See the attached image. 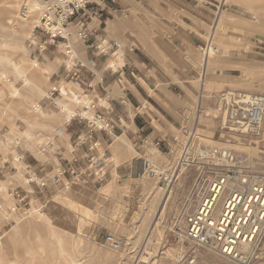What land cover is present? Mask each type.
<instances>
[{"label": "crops", "instance_id": "obj_1", "mask_svg": "<svg viewBox=\"0 0 264 264\" xmlns=\"http://www.w3.org/2000/svg\"><path fill=\"white\" fill-rule=\"evenodd\" d=\"M92 1L94 10L70 19L66 41L69 54L65 41L49 45L47 37L37 33L32 37L29 56L44 67L49 74L47 82L55 89L72 83L93 102L99 101V110L110 129L90 131L68 114L64 121L54 117L48 128L19 138L18 153L24 165L48 183L39 189L34 184L15 181L6 192L17 188L28 199L43 200L65 189L82 206H94L97 190L103 184H123L135 190L143 167L154 157L166 156L168 160L167 151L184 141L187 133L196 135L200 130L215 137L218 132L216 122L211 126L200 122L201 110L214 101L205 89L228 85L236 62L233 56H248L245 50L231 48L209 63L207 60L202 64L200 60L201 49L213 38L222 14L228 11L227 0V10L219 14L215 8L222 0ZM245 3L241 0L240 4L230 5L232 9L245 10ZM239 19L238 24L243 26ZM81 31L86 32L85 39L77 37ZM117 44L122 47L119 51L115 49ZM99 46L107 53H101ZM40 89L48 90L45 84ZM48 92L53 94L52 89ZM86 113L93 115L88 110ZM81 137L88 145L95 144L94 148L87 150L78 141ZM88 157L101 162L99 187L95 185L96 168H85ZM6 158L11 159L9 155ZM75 160L78 167H73ZM62 170L66 174L60 176ZM3 177L6 181L12 176ZM53 177H57L56 182L51 181Z\"/></svg>", "mask_w": 264, "mask_h": 264}, {"label": "rangeland", "instance_id": "obj_2", "mask_svg": "<svg viewBox=\"0 0 264 264\" xmlns=\"http://www.w3.org/2000/svg\"><path fill=\"white\" fill-rule=\"evenodd\" d=\"M243 1L248 9H232L230 3L240 4L241 0H227L228 11L222 14L213 38L207 41L213 52L207 59V51L204 57L206 45L201 49L200 60L202 64L206 60L209 63L231 48L238 52L245 50L248 56L234 55L236 62L230 72V83L220 89L206 88L207 96L215 97L225 91L264 96V0ZM37 4L38 0H29L28 4L26 0H0V134L6 133L13 142L12 149H8L0 141V163L8 160V155L12 158L19 154V138L30 137L36 129L48 128L54 117L64 121L69 114L77 118L76 113H85L83 106L93 112L90 106L94 102L78 87L72 83L62 85L67 90V96H62L60 90L48 84L49 74L44 67L29 56L32 37L38 33L33 31L39 19ZM25 6L31 7L27 13ZM237 18H242L243 26ZM44 84L47 91L40 89ZM213 100L201 110L200 122L205 126L216 122L218 132L212 137L198 130L194 140L204 146L232 149L246 156L253 167L264 169V124L259 139L222 130V116L215 111ZM89 116L90 113L84 115ZM151 162L167 164V159L154 157ZM12 173L6 181L4 173H0V264H129L137 255L136 259L146 264H172L174 242L168 228L193 183L195 169L183 172L169 190L142 175L138 176L135 190L123 184H103L97 190L98 201L94 206H82L70 195V190L59 189L57 194L43 200L27 198L20 209L16 200L9 197L10 190H6L8 185L25 182L27 177L21 168ZM104 228L108 231L101 232ZM107 233L127 244L123 252L114 253L104 245ZM258 252L254 264H264V239ZM196 264L233 263L205 251Z\"/></svg>", "mask_w": 264, "mask_h": 264}, {"label": "built area", "instance_id": "obj_3", "mask_svg": "<svg viewBox=\"0 0 264 264\" xmlns=\"http://www.w3.org/2000/svg\"><path fill=\"white\" fill-rule=\"evenodd\" d=\"M38 2L36 10L39 19L33 31L45 35L49 45L67 41L70 35L68 27L73 16L94 10L92 0H38ZM28 3L29 0H26V4ZM224 3L225 0H222L215 8L218 14L227 10ZM27 12L28 8L25 10V13ZM86 36L85 31L77 33L79 39H85ZM65 48L69 54L71 49L68 42ZM121 48L120 44L115 47L116 51ZM209 49L210 44L203 49L204 57ZM98 50L107 53L100 46ZM214 98L215 111L222 116V130L243 137L260 138L264 124V96L225 91ZM100 107L99 101H95L90 106L93 110L92 116L77 117L90 131L110 129L108 120L99 110ZM83 108L85 111L89 109L87 106ZM194 137L193 133H187L184 141L176 148L169 149L165 154L168 156L167 164L147 163L142 170L143 175L154 180L161 188L169 190L183 172L195 169L193 183L169 224L168 232L174 242L171 262L196 264L203 252L210 251L233 264H254L264 239V169L253 167L246 156L232 149L204 146L197 143ZM0 141L8 149H12L13 142L6 133L0 134ZM78 141L89 151L95 146L85 143L84 137ZM174 141L177 143V139ZM155 145L159 146V143L155 142ZM79 165L77 160L73 162V167ZM91 167L96 168V180H101L102 169L99 159L88 157L85 168ZM18 168L26 175V184H34L39 189L47 186L48 181L45 178H37L29 171L20 154L15 153L10 161L0 163L1 174L9 175L11 171L16 173ZM64 174L66 170L59 172L60 176ZM50 179L57 181V177ZM22 193L24 192L17 188L10 190L9 193V196L16 200V207L19 209L26 205L27 197ZM104 245L114 253L123 252L127 246L109 233L104 236ZM127 248L130 249L129 246ZM128 252L134 254L133 250ZM136 257L138 255L129 264H146Z\"/></svg>", "mask_w": 264, "mask_h": 264}, {"label": "bare ground", "instance_id": "obj_4", "mask_svg": "<svg viewBox=\"0 0 264 264\" xmlns=\"http://www.w3.org/2000/svg\"><path fill=\"white\" fill-rule=\"evenodd\" d=\"M35 4H36V3H35ZM37 5H38V4H37ZM9 6H10V5H7V6H6V9H7V10L9 9ZM34 7H35V6H34ZM27 8L29 9V8H31V7L27 6ZM22 11H23V10H22ZM254 19H255V18H254ZM211 52H213V51H210V50L208 51V54H207V56H206L207 59H208V57L211 55ZM206 61H207V60H206ZM67 63H68V62H67ZM204 63H205V61H204ZM111 66H112V65H111ZM60 92H61V95H62V96H67V91H66L65 89H62V88H61V89H60ZM75 99H76V98H75ZM76 100H77V99H76ZM76 114H78V115H82V116L85 115V113H84L83 111H81L80 113H76ZM76 114H75V115H76ZM70 116H71V115H70ZM70 116H69V117H70ZM65 262H66V261H65ZM60 263H61V262H60ZM67 264H68V263H67ZM72 264H73V263H72Z\"/></svg>", "mask_w": 264, "mask_h": 264}]
</instances>
